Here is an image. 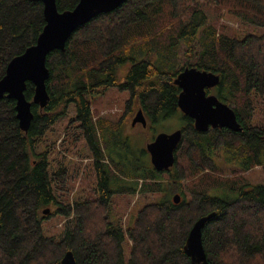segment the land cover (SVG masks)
<instances>
[{"label": "trees", "instance_id": "16d2710c", "mask_svg": "<svg viewBox=\"0 0 264 264\" xmlns=\"http://www.w3.org/2000/svg\"><path fill=\"white\" fill-rule=\"evenodd\" d=\"M55 2L64 12L79 0ZM222 2L244 25L264 29V0H126L79 27L64 52L47 56L49 100L43 109L32 105L26 132L16 119L15 102L0 99V264H60L67 251L76 264H191L183 251L186 238L193 224L210 213L215 215L202 229L208 264H264V184L209 177L219 171L217 157L240 172L259 167L264 173V124L251 123L264 100V37L253 42L252 35L219 34L204 7ZM44 26L40 2L0 0V79L9 61L36 43ZM187 67L219 76L214 94L235 112L240 132L195 131L177 107L180 89L174 85ZM110 88L128 92L130 104L135 100L150 123L180 114L184 126L178 152L189 164L187 174L177 159L164 171L171 183L182 186L180 203L146 205L126 230L109 220L112 196L156 189L121 180L94 139L91 99ZM33 95L27 83L25 98L32 101ZM69 110L90 151L97 187L95 198L64 206L56 203L63 170L51 174L47 151L35 153V148ZM151 171L164 173L152 165ZM185 180L189 198L184 197ZM47 207L72 220L58 239L43 233ZM125 240L130 243L126 262Z\"/></svg>", "mask_w": 264, "mask_h": 264}, {"label": "rangeland", "instance_id": "374dc122", "mask_svg": "<svg viewBox=\"0 0 264 264\" xmlns=\"http://www.w3.org/2000/svg\"><path fill=\"white\" fill-rule=\"evenodd\" d=\"M221 5V6H220ZM228 4L222 2L219 5L207 3L204 7L208 15L209 24L216 29L219 34L229 37L242 39L247 35H252L253 42L264 37V29L256 26L243 24L237 17L232 15L227 8ZM162 19V17H161ZM168 21V20H166ZM128 65L120 69L123 74ZM123 75H121L122 77ZM208 94H214L211 89ZM138 104L135 100L130 104V95L126 91L118 88H110L103 95L95 96L91 99V111L94 116L95 126L94 139L101 147L112 172L119 176L121 180L129 182L135 180L139 186L155 188L152 193L142 194L136 191L134 194H114L111 198L110 221L118 224L123 230L133 226L138 212L146 205L160 202H171L174 194H181L177 183L169 181L168 173H153L146 145L153 141L159 133L170 134L183 128V121L180 114L170 119H158L155 123L148 124L143 128L140 124L134 128L131 127V121L138 110ZM253 125L264 124V100L255 107L252 121ZM78 123L74 122V113L69 110L65 116L55 120L40 143L35 148V153H48L50 163L49 172L56 173L63 170L65 177L61 186L62 190L57 189V197L60 205H72L74 201H84L96 197L95 174L91 166V154L87 144L82 136ZM179 149V147H178ZM175 152L179 167L184 174L189 173V164L182 158V152ZM217 164L218 173H211L210 178H219L222 180L233 181L237 183H246L249 185L264 184V173L261 168L255 167L249 172L243 173L231 164L224 162L222 157L214 158ZM177 163V162H176ZM175 164V163H174ZM173 168V167H172ZM207 174L206 172H204ZM198 174V177H202ZM132 178V179H131ZM143 181V182H142ZM185 198L188 197L189 190L185 186ZM52 213L47 216L42 223L44 235L47 237L59 238L64 225L69 218L60 214H55V207H47ZM123 252L125 262L129 258L130 243L125 240L123 243Z\"/></svg>", "mask_w": 264, "mask_h": 264}, {"label": "water", "instance_id": "95a60500", "mask_svg": "<svg viewBox=\"0 0 264 264\" xmlns=\"http://www.w3.org/2000/svg\"><path fill=\"white\" fill-rule=\"evenodd\" d=\"M43 5L45 26L36 43L22 54L12 58L7 64L5 74L0 79V99L6 97L15 102V113L19 127L26 132L33 119L32 105L43 109L49 96L46 81L49 70L46 58L52 51H65V46L72 34L81 26L89 23L96 15L106 14L119 8L126 0H79L73 10L59 12L55 0H32ZM220 82L218 75L201 71L194 67L184 68L176 76L174 85L180 89L177 107L183 116L193 121L198 133L209 129H227L232 132L242 130L235 112L220 102L215 95L206 91L214 89ZM27 83L34 87L32 101L25 98ZM140 124L143 128L147 122L141 110H138L131 121V126ZM182 141V130L173 133H159L152 142L146 145L150 163L157 172L170 170L175 163V152ZM172 203L181 201L180 194H174ZM49 209L42 211L47 215ZM214 213L199 218L191 227L183 251L191 264H208L202 244V229ZM60 264H76L73 253L67 251Z\"/></svg>", "mask_w": 264, "mask_h": 264}, {"label": "flooded vegetation", "instance_id": "af4514ba", "mask_svg": "<svg viewBox=\"0 0 264 264\" xmlns=\"http://www.w3.org/2000/svg\"><path fill=\"white\" fill-rule=\"evenodd\" d=\"M138 110H141V111H142V109H141L140 107L138 108ZM138 110H137V111H138ZM142 113H143V111H142ZM143 115H144V117H145V119H146V122H147V124H148V121H149L148 118L145 116L144 113H143ZM149 122H150V121H149ZM136 125H138V124H136ZM136 125H135V126H136ZM135 126H133V128H134ZM146 126H147V125H146ZM131 127H132V126H131ZM145 128H146V127H145ZM181 128H182V127H181ZM209 130H212V129H209ZM213 130H216V129H213ZM151 142H152V141H151ZM171 201H172V200H171ZM56 203H57V204H60L59 201H56Z\"/></svg>", "mask_w": 264, "mask_h": 264}]
</instances>
